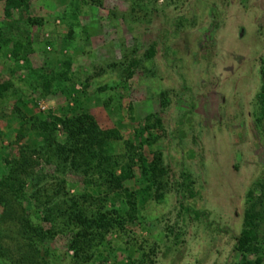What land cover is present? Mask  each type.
I'll return each instance as SVG.
<instances>
[{"label": "rangeland", "instance_id": "rangeland-1", "mask_svg": "<svg viewBox=\"0 0 264 264\" xmlns=\"http://www.w3.org/2000/svg\"><path fill=\"white\" fill-rule=\"evenodd\" d=\"M25 2L6 16L0 0V264L239 260L229 232L242 227L246 193L264 174L255 97L264 0ZM57 72L97 126L114 130L108 152L134 157L123 181L134 209L108 194L106 207L120 208L125 221L84 259L71 248L65 202L83 191V176L43 148L42 122L66 101L43 82ZM137 154L159 156L165 186L145 187ZM181 170L193 181L191 196L180 188ZM181 203L208 210L207 219Z\"/></svg>", "mask_w": 264, "mask_h": 264}, {"label": "trees", "instance_id": "trees-1", "mask_svg": "<svg viewBox=\"0 0 264 264\" xmlns=\"http://www.w3.org/2000/svg\"><path fill=\"white\" fill-rule=\"evenodd\" d=\"M2 1L3 13L6 16L10 14L12 8L26 4L25 0ZM262 63L263 79L255 95L260 118H264V61ZM45 76L44 85L53 93H62L66 101L57 113L52 114L51 122H42L41 131L45 143L43 148L50 156L58 158L63 163L68 162L70 167L83 176V191L79 194H69L65 202L68 201V219L75 226L70 245L75 255L84 259L99 249L98 245L105 232L121 228L125 221V215L120 212V208L106 207L107 195L114 193L119 197L123 207L134 209V191L123 183L132 174L134 157L131 153L126 158L118 153H109L107 146L110 140L116 137L114 130L97 126L87 106L79 102L76 96L71 95L63 75L57 72ZM6 88L7 84L0 81V95ZM57 130L61 134L60 139ZM136 157L146 188L158 189L167 184L162 178L164 167L160 165L158 155L150 160L141 154H137ZM24 162L26 163L25 159ZM180 178L179 185L185 191V195H193L190 174L181 170ZM253 189H257L258 192L253 193ZM245 202L242 227L238 232H229L233 239L231 252L240 256V259L232 264H264V233L258 234V226L264 221V174L247 191ZM180 206L186 214L194 218L203 216L207 219L209 211L206 209L194 208L183 203ZM207 222L212 221L208 219ZM217 227L220 229L222 226ZM30 229H34L37 235L40 232L39 228ZM222 229L226 230L225 227Z\"/></svg>", "mask_w": 264, "mask_h": 264}]
</instances>
